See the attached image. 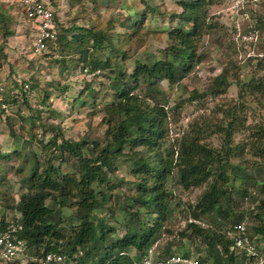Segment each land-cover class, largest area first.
<instances>
[{"label": "rangeland", "instance_id": "374dc122", "mask_svg": "<svg viewBox=\"0 0 264 264\" xmlns=\"http://www.w3.org/2000/svg\"><path fill=\"white\" fill-rule=\"evenodd\" d=\"M180 1L49 0L59 21L58 37L46 55L36 58L30 53L29 25L13 7L12 0H0L4 15L0 18L2 100L9 96L14 78L27 80L34 87L26 99L7 97L4 104L0 102V220L17 218L13 208L26 192L25 179L33 169L40 172L50 166L57 170V180L62 176L77 177L75 161L58 145L63 139L83 138L90 145L102 143L109 119L105 109L114 97L111 81L117 75L131 74L136 62L149 65L163 58L170 45L167 34L173 29L188 28L180 21ZM205 10L203 32L193 41L191 68L174 83L164 79L155 83L154 99L164 106L166 113V134L158 145L159 153L163 155L174 141L187 134L209 149L223 151L222 156L231 166L256 169L262 160L253 156L254 136L258 127H264V0H210ZM1 25L12 35L5 36ZM72 25L90 29L101 45L93 48V36L83 32H65ZM26 27L28 31L24 30ZM91 63L98 70L90 79L82 76L81 67H91ZM217 76L222 79L215 81ZM219 82L221 86H217ZM134 92L139 93V89ZM232 114V128L224 139L219 129ZM141 150H123L104 189L109 200L94 211L115 229L116 236L123 231L119 206L126 203L134 189L135 178L127 158L131 152ZM83 153L87 154L86 149ZM227 175L229 189L245 190L249 195L232 214L241 213L244 217L242 225L252 236L251 245L257 254L264 248V237L252 227L264 229V194L258 191L260 183L264 184V173L253 170L243 176L228 169ZM109 185L115 187L111 189ZM92 188L97 189L96 185ZM164 188L170 196L172 214L149 249L150 260H156L154 255L164 251L166 244L173 245V256L189 262L208 259L204 245L187 227L194 222L204 229L211 220L191 221L193 208L206 184L184 190L169 177ZM45 204L51 205L49 200ZM60 213L62 224L75 223L73 208H62ZM141 218L144 219L143 215ZM128 252L132 256L133 251ZM38 253L27 254L13 264H40L41 251ZM77 264L84 262L79 259ZM206 264H212L211 259Z\"/></svg>", "mask_w": 264, "mask_h": 264}, {"label": "trees", "instance_id": "16d2710c", "mask_svg": "<svg viewBox=\"0 0 264 264\" xmlns=\"http://www.w3.org/2000/svg\"><path fill=\"white\" fill-rule=\"evenodd\" d=\"M11 4L15 8L14 2ZM208 5L210 0H181L180 21L188 25V28L173 29L167 34L170 45L164 50L163 58L149 65L136 62L131 74L113 78L110 83L114 92L113 103L105 109L109 113V119L102 143L92 142L90 145L86 138L78 141L61 140L58 147L75 161L76 178L62 176L57 180V170L50 166L40 172H37V168L30 172L24 183L26 192L19 196L13 208L18 214L17 218L0 220V230L9 221L20 226L17 237L25 243V256H36L40 250L38 256L41 261L47 254L61 257L60 262L47 264H77L79 259L84 264H142L149 249L164 231L167 217L172 214L170 196L164 186L167 178L173 177L184 190L206 184V190L198 197L193 208L191 221L204 222L206 218L211 220L204 229L194 222H189L187 227L204 245L205 254L212 264H250L258 262V257L263 258L264 263V248L258 251L256 257H246L244 252L235 253L231 249L236 237L233 227L242 225L244 219L241 213L232 212H236L239 202L245 198L247 200L249 195L245 194V190L227 187L228 169L243 176L253 170L264 173V127L256 129V141L252 147L253 156L262 160L259 169L231 166L227 158L222 156L223 151L209 149L187 134L174 141L168 150L163 151V155L159 153L158 145L166 134V122L163 121L166 113L164 106L154 99L157 92L155 83L160 79L174 83L191 68L194 59L193 41L201 37L205 7ZM3 17L0 9V18ZM21 17L24 20L22 15ZM56 27L57 40L58 22ZM1 30L5 36L12 35L2 25ZM24 30L28 31V27ZM24 30L19 29V32L24 33ZM75 30L86 36H93V48L101 45L100 39L90 29L72 25L65 32L69 34ZM86 64L81 67V73L85 69L90 75L98 70L94 68L96 64L91 63V67ZM221 79V76H217L214 80ZM13 80L11 89H8L9 96L5 97L16 99L20 96L26 99L25 93L21 92ZM26 83L30 90L34 88L29 81ZM217 86H221V83ZM138 89L139 93L134 92ZM0 92V102L4 104L6 98L5 101L2 100L3 90ZM233 120L234 115L219 129L224 133V139L229 137ZM125 148H141L146 152H131V156L127 158L131 162V174L135 178L132 182L134 189L126 203L119 206L118 210L123 216L119 224L123 231L120 236H116L115 229L107 225L103 218L97 217L94 211L101 209L109 200L104 189H107L109 174ZM83 149H86V155ZM92 185H96L97 189L92 188ZM109 186L111 189L115 187ZM258 191L264 194V184L260 183ZM46 200L51 205L45 204ZM263 204L264 201L261 202ZM68 207L74 209L75 223L65 225L62 224L60 210ZM149 217L150 220L147 219ZM252 230L264 237L263 227H252ZM245 233L251 242L252 236L246 230ZM172 247V244H166L164 251L156 253L154 258L165 260L173 256ZM129 250L133 251L132 256L129 255ZM208 259L197 258L199 264H206Z\"/></svg>", "mask_w": 264, "mask_h": 264}, {"label": "built area", "instance_id": "2783aa9c", "mask_svg": "<svg viewBox=\"0 0 264 264\" xmlns=\"http://www.w3.org/2000/svg\"><path fill=\"white\" fill-rule=\"evenodd\" d=\"M15 8L23 16L26 23L29 25V37L31 40V55L33 57H42L46 55L52 45L54 44L57 36L56 20L57 15L55 9L49 0H12ZM58 19V18H57ZM95 72L88 75L86 70L82 71V76L90 78ZM27 80H18L14 78V82L18 85L21 92L26 96L31 94V90L26 83ZM20 226L16 222L9 221V223L0 230V262L3 264H13L17 260L24 257L26 250L25 243L22 239L17 237V232ZM236 232V237L233 239V246L231 249L235 253L244 252L246 257H256L254 247L249 241L245 228L243 225L238 224L233 227ZM150 251L147 256L142 260V264H199L197 262H189L185 258L179 256H171L165 260H150ZM263 258L258 257V262L251 264H264ZM61 261L60 256L54 254L45 255L41 264L49 262L57 263Z\"/></svg>", "mask_w": 264, "mask_h": 264}]
</instances>
